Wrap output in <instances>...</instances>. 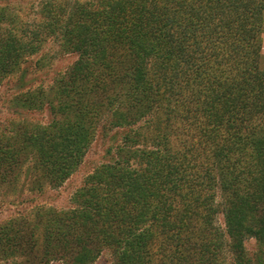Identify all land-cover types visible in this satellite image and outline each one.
Returning <instances> with one entry per match:
<instances>
[{
	"label": "trees",
	"instance_id": "16d2710c",
	"mask_svg": "<svg viewBox=\"0 0 264 264\" xmlns=\"http://www.w3.org/2000/svg\"><path fill=\"white\" fill-rule=\"evenodd\" d=\"M40 4L44 23L0 43V82L49 38L77 59L13 98L52 119L0 129V183L24 169L32 188L58 187L99 135L109 145L71 207L0 227V261L18 248L20 264L104 250L110 264H264L245 246L264 247V0Z\"/></svg>",
	"mask_w": 264,
	"mask_h": 264
},
{
	"label": "rangeland",
	"instance_id": "374dc122",
	"mask_svg": "<svg viewBox=\"0 0 264 264\" xmlns=\"http://www.w3.org/2000/svg\"><path fill=\"white\" fill-rule=\"evenodd\" d=\"M41 1L43 0H0V43L10 40V28L20 29L26 24H41L45 20L41 12ZM86 1V0H82ZM24 34L21 33V36ZM264 45V31H263ZM77 59L76 53H63L54 39L49 38L42 44L38 52L28 56L21 64V69L10 75L3 73L0 82V129L6 126L10 133V122L22 119L34 122L48 123L52 116L47 108L42 110L27 111L17 108L13 102L19 93L27 88L44 86L50 88L56 79L64 74ZM10 61V57L8 58ZM22 74H25L24 78ZM24 88L22 89V87ZM109 145V139L99 135L92 143L83 163L69 177V179L58 187H44L42 191L32 188L23 169L20 172L18 182H11L10 177L0 183V227L5 226L13 219H21L30 215L33 217L36 208L45 206L55 209H67L73 205V195L84 185L86 177L101 164L105 151ZM2 171V170H1ZM217 223L225 228L224 215H217ZM245 246L250 254L257 255L260 248L259 241L255 237H248ZM4 252L10 251L3 246ZM7 250V251H6ZM15 249L14 256L4 258L0 264H20L22 261V249ZM10 254V253H9ZM111 255L104 250L92 264H110ZM49 264H61L59 260L51 261Z\"/></svg>",
	"mask_w": 264,
	"mask_h": 264
}]
</instances>
